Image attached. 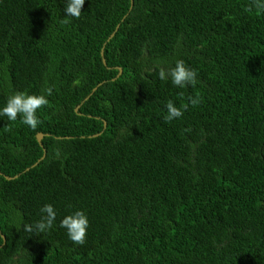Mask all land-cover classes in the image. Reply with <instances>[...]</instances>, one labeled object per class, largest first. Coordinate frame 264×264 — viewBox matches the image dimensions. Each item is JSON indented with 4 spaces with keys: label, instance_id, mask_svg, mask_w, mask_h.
<instances>
[{
    "label": "trees",
    "instance_id": "trees-1",
    "mask_svg": "<svg viewBox=\"0 0 264 264\" xmlns=\"http://www.w3.org/2000/svg\"><path fill=\"white\" fill-rule=\"evenodd\" d=\"M251 2L85 0L76 19L67 0H0V109L53 88L35 130L0 116V264H264V13ZM177 59L195 87L159 79ZM197 95L165 122L168 100ZM44 204L53 226L25 231ZM78 210L83 245L60 227Z\"/></svg>",
    "mask_w": 264,
    "mask_h": 264
},
{
    "label": "clouds",
    "instance_id": "clouds-1",
    "mask_svg": "<svg viewBox=\"0 0 264 264\" xmlns=\"http://www.w3.org/2000/svg\"><path fill=\"white\" fill-rule=\"evenodd\" d=\"M85 0H67V6L65 8L66 17H74L79 19L81 16V10ZM253 9L257 13H264V0H252L251 4L245 9L246 12H252ZM62 24L70 23L69 19L61 20ZM158 77L162 81L171 80V83L175 87L184 88L186 86H193L197 84V73L194 69L186 66L182 59L175 61L174 67L170 69L160 68ZM53 88L46 86L42 89L40 95H29L25 92H14L10 94L6 100L5 106L0 109V116H6L8 120L15 121L18 116L21 117V122L31 129L35 130L40 124V120L37 117V110L48 105L49 101L47 96L52 95ZM201 97L199 95L188 97V103L183 104L181 107H177L175 103L170 99L166 102L165 107L167 114L164 116L165 122H171L174 119H178L183 116L184 111L188 109L189 103L195 107L201 103ZM185 131H190L186 129ZM41 217L34 224H24V230L32 232L33 230L44 233L49 230L56 219V211L51 204H44L40 208ZM60 227L66 229L69 239L75 245H83L86 241L87 229L89 227L88 218L83 210H78L72 214L66 215L60 222Z\"/></svg>",
    "mask_w": 264,
    "mask_h": 264
},
{
    "label": "water",
    "instance_id": "water-1",
    "mask_svg": "<svg viewBox=\"0 0 264 264\" xmlns=\"http://www.w3.org/2000/svg\"><path fill=\"white\" fill-rule=\"evenodd\" d=\"M133 3H134V0H131V8H130V9L133 8V5H134ZM118 27H119V25L117 26L116 29H118ZM102 53H103V52H102ZM104 63H105V62H104ZM121 73H122V69L120 68V69H119V73H118L117 76H120ZM42 138H43V134H42V133H38V135H37V139H38V141H41ZM45 156H46V151H44V155H43L42 159H43ZM34 165H35V164H34ZM2 236H3V239H4V241H5V236H4V235H2Z\"/></svg>",
    "mask_w": 264,
    "mask_h": 264
}]
</instances>
